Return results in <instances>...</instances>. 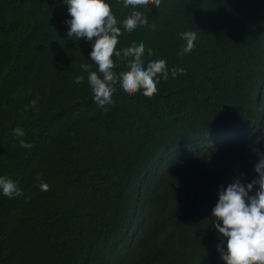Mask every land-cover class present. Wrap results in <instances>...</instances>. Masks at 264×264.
Listing matches in <instances>:
<instances>
[{
	"label": "trees",
	"instance_id": "trees-1",
	"mask_svg": "<svg viewBox=\"0 0 264 264\" xmlns=\"http://www.w3.org/2000/svg\"><path fill=\"white\" fill-rule=\"evenodd\" d=\"M106 2L118 21L133 11L147 16L148 24L124 32L116 47L122 51L142 42L145 68L148 62L166 61L168 78L157 84L164 99L173 102L194 80L205 89L195 106L205 117L198 150L174 184V200L160 205L179 214L183 239L170 244L165 238L146 259L122 253V233L103 231L120 221L123 204L137 199L130 190L146 185L151 155L145 133L155 108H142L134 118L115 93L107 111L95 114L83 109L84 101L72 92L59 104L48 102L45 90L58 75L69 73L64 80L74 81L81 64L93 63L95 38L89 42L68 37L65 21L71 17L63 0H0V176L18 182L23 192L8 198L0 190V264H78L88 231L95 242L110 248L111 264H225L217 250L220 236L211 224V210L221 186L226 188L234 178L248 183L257 176L259 156L253 149L264 153V59L250 62L264 55V0H162L159 8ZM187 31L196 32L195 47L181 54L186 41L180 33ZM215 53L235 57L237 84L228 79L217 85L213 71L200 72ZM113 59L117 75L127 70V61ZM173 68L185 71L173 77ZM37 98L38 111L29 106ZM223 102L237 130L230 142L219 140L211 125ZM70 103L77 108L69 110ZM17 127L33 144L31 149L20 146L13 134ZM130 134L131 142L122 139ZM38 174L49 191L39 188ZM46 197L62 200L67 218L61 227ZM201 206L210 216L194 232L192 221ZM166 220L161 218V223Z\"/></svg>",
	"mask_w": 264,
	"mask_h": 264
},
{
	"label": "clouds",
	"instance_id": "clouds-1",
	"mask_svg": "<svg viewBox=\"0 0 264 264\" xmlns=\"http://www.w3.org/2000/svg\"><path fill=\"white\" fill-rule=\"evenodd\" d=\"M68 7L71 19L65 21L69 25L68 37L76 40L84 38L92 43L91 61L81 64V70L74 81L64 80L69 73L58 75L53 84L46 88L47 101L57 104L64 101L67 94L72 92L84 101L83 109L95 114L106 105L113 104V94L125 104L134 118L140 109L154 106L155 112L145 138L149 140L150 162L145 172V186H137L130 190L137 196L132 202L127 201L121 208V219L112 227L103 230L106 233L120 232L124 236L121 251L130 257L148 259L154 255L165 238L170 244L183 239V220L179 214L170 213L160 208L161 204H168L174 200V184L187 169L192 152L198 150V132L205 121L204 115L195 107L205 96L198 80L190 83L186 91L177 94L170 102L158 91L157 84L169 75L166 61L155 60L148 62L142 57L145 45L135 42L122 51L117 49L118 38L124 32H132L138 26L148 24L147 16L141 11H133L122 22L118 21L106 0H63ZM162 0H123L124 7L138 5H154L159 8ZM155 29V25L151 26ZM186 41L181 54L189 53L195 47V31L180 33ZM151 56L152 50L147 49ZM113 56L127 61V70L118 75L114 71L117 67ZM131 58V59H129ZM264 59V55L256 57L251 64ZM210 70L218 77L220 85L232 79L237 84V63L235 57L215 53L205 62L201 73ZM185 69L173 68L171 74L175 77ZM117 84L120 88L117 90ZM261 90L258 93L260 98ZM38 98L30 101L29 106L38 111ZM77 103L68 104V109L77 108ZM117 130V121L110 116ZM211 125L215 128V135L221 141H232L236 135V125L233 118L226 115L224 102L216 109L212 116ZM13 134L19 139L22 148L33 147L23 137L22 128L13 129ZM126 142L132 141L131 134L122 138ZM259 156L254 171L257 176L248 183L234 178L225 188L221 186L218 201L211 210L212 226L220 236L217 250L225 264H264V153L253 149ZM243 173H241V176ZM41 191H49L50 187L39 174L37 175ZM87 181V178L84 180ZM84 182V183H85ZM80 183L77 188L82 186ZM0 190L4 196L13 198L22 196L18 182L0 176ZM49 198L54 204L60 227L67 218V210L60 198ZM210 211L205 206L197 209L192 221L194 232L202 228ZM167 220L161 223V218ZM210 222V221H209ZM81 241L82 250L77 255L78 264H111L112 253L107 245L95 242L88 235ZM226 244V247H225Z\"/></svg>",
	"mask_w": 264,
	"mask_h": 264
},
{
	"label": "bare ground",
	"instance_id": "bare-ground-1",
	"mask_svg": "<svg viewBox=\"0 0 264 264\" xmlns=\"http://www.w3.org/2000/svg\"><path fill=\"white\" fill-rule=\"evenodd\" d=\"M208 146V145H207ZM72 263H74V262H72Z\"/></svg>",
	"mask_w": 264,
	"mask_h": 264
}]
</instances>
